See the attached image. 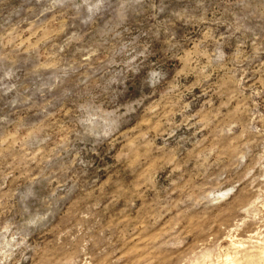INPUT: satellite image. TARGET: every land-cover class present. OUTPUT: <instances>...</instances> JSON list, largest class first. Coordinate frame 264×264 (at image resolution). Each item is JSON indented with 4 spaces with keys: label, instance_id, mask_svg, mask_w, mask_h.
I'll return each mask as SVG.
<instances>
[{
    "label": "rangeland",
    "instance_id": "rangeland-1",
    "mask_svg": "<svg viewBox=\"0 0 264 264\" xmlns=\"http://www.w3.org/2000/svg\"><path fill=\"white\" fill-rule=\"evenodd\" d=\"M229 259L264 264V0H0V264Z\"/></svg>",
    "mask_w": 264,
    "mask_h": 264
},
{
    "label": "bare ground",
    "instance_id": "bare-ground-1",
    "mask_svg": "<svg viewBox=\"0 0 264 264\" xmlns=\"http://www.w3.org/2000/svg\"><path fill=\"white\" fill-rule=\"evenodd\" d=\"M226 260H227V259H226ZM227 261H228V260H227ZM227 261H225V263H226V264H229V263H227ZM229 261H231V260L229 259ZM232 261H233V260H232ZM232 261H231V262H232ZM234 261H235V260H234ZM231 262H230V263H231ZM232 264H233V262H232Z\"/></svg>",
    "mask_w": 264,
    "mask_h": 264
}]
</instances>
